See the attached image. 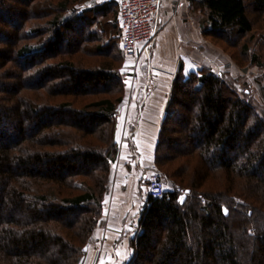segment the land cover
<instances>
[{
  "label": "trees",
  "instance_id": "trees-1",
  "mask_svg": "<svg viewBox=\"0 0 264 264\" xmlns=\"http://www.w3.org/2000/svg\"><path fill=\"white\" fill-rule=\"evenodd\" d=\"M191 1L225 43L253 30L244 0ZM71 2L0 0V264H81L104 212L124 53L114 2ZM184 71L155 150L173 188L147 197L124 264H264V108L228 74Z\"/></svg>",
  "mask_w": 264,
  "mask_h": 264
},
{
  "label": "crops",
  "instance_id": "crops-1",
  "mask_svg": "<svg viewBox=\"0 0 264 264\" xmlns=\"http://www.w3.org/2000/svg\"><path fill=\"white\" fill-rule=\"evenodd\" d=\"M111 2L116 4L118 18V0H97L96 3H90L89 7ZM163 2V29L149 53H142V63H140L144 73L137 75V87L124 98L122 106L126 105L127 108L121 110V106L118 116L117 141L120 142L119 137L123 136L124 130L133 129L136 147L139 149L135 153H124L122 148L119 158L123 153L124 158L121 161L122 168L116 172L117 187L110 193L112 201L110 209L106 208L104 213L105 222L94 233L95 243L100 246L93 248L91 257H89L90 264H124L132 255L133 251L129 246V241L139 231L140 214L147 198L139 195V189L134 183L127 190H122V186L128 180L131 184L130 178L134 176L128 175L134 170V165L139 166L137 180L144 178L145 167L154 158L159 131L166 114L167 101L179 64L183 63L185 70H188V56L184 52L188 48V34L194 37L199 36L197 28L188 32V21H182L188 18L187 0H164ZM147 59L150 62H147ZM196 70L198 69H192L190 72ZM186 71L184 72L188 74ZM146 153L150 160L144 157ZM118 161L119 159L115 164ZM119 184L123 185L119 187ZM130 197L133 198V202L130 201ZM139 200H143V205L134 213L135 207L139 206L135 201ZM124 201L127 203H122Z\"/></svg>",
  "mask_w": 264,
  "mask_h": 264
},
{
  "label": "rangeland",
  "instance_id": "rangeland-1",
  "mask_svg": "<svg viewBox=\"0 0 264 264\" xmlns=\"http://www.w3.org/2000/svg\"><path fill=\"white\" fill-rule=\"evenodd\" d=\"M96 1L97 0H88V1L72 0L69 6L73 7L76 5L78 9H83V8L89 7L90 3L92 4L96 3ZM187 1H188V9H187L188 18L182 19V21L183 22L188 21V32L190 30L193 31L194 28H197L199 36L194 37V36H189L188 34V48L186 49L187 51L184 50V52L188 56V70L187 71L185 70V71L189 74L190 70L192 69H200L206 66L210 70L215 72L216 74H220V73L228 74L232 79H235L241 85L243 84V86L249 87L251 90L252 100L256 103L258 107L264 108V97L262 94L263 93L262 91L264 88V10L262 11L256 10L253 5L254 0H244L248 7L247 8L248 15L253 22V30L252 32L246 34L245 36L239 37V39L235 41V44L232 42L230 45L228 43H225L223 40L219 39L216 35H213V34L210 35L209 33L207 34L205 32L209 28V25L206 22V14H205L204 9L198 3H194L191 0H187ZM100 20L105 21L106 23L110 25L111 24L113 25V23L114 24L116 23L115 22L116 20H114L113 13H110L107 18L100 17ZM115 30L116 28H114V31ZM107 31L108 33L109 31L113 33V31H111L110 29ZM111 36L118 38L119 35L118 33H113ZM253 55H257L258 57L257 61L252 59ZM124 56L123 58H121V60H119L116 67H120V71L126 75V87H125V92H124V96L126 98L128 94H130L133 91V89L137 87V84H136L137 75L139 74L142 75L144 73V70L141 68V63H142L141 58L139 60V62H141L139 63L140 66H138V68L136 69L135 67H136L137 62H135L134 60L130 58L124 57ZM91 60L92 61H89V63H98V61H101L99 57H93V59ZM146 61L150 62L149 59H147ZM121 106H122V103L119 105L118 116L120 114ZM126 108L127 106L124 105L121 107V110L122 109L126 110ZM117 128H118V122H117ZM116 134H117V129H116ZM134 134L135 132L133 129L131 130L127 129L123 131L122 133L123 136L121 138L119 137L120 142L117 141V137H116V141L119 147L118 156H117L116 161L118 159L119 161L117 164H115L116 163L115 161L112 166L113 171H112V176H111L108 192L105 198L104 212L99 222V225L96 227L95 231L98 229V227H102V224H104L105 222L104 213L106 212V208L110 209V202L112 201L110 193H112L111 191L115 187H117L116 179H115L116 172H118V170L122 168L121 161L124 158V153L126 152L135 153L139 149L136 147L137 145L134 139ZM127 135L129 136V140H130L129 142H128ZM122 148L124 149L125 152L124 153L122 152L123 154L121 155L122 157L121 159V157L119 158V156H120L121 151L123 150ZM155 150H156V147H155ZM144 155H145L144 157L147 160H150V158H148V153ZM150 164H155L158 167L161 173L162 179L165 181V187L167 191L171 190L173 188L172 183L166 178H164L160 170V167L155 162V151H154V158L153 160L149 162L148 165ZM148 165H146L145 167L146 170H147ZM133 167H135L134 170H132V166H130L132 173L128 175V176H131V175L134 176V177L131 176L133 178H130L131 184L129 183V180H128L124 182V185L119 184L120 185L119 187L123 185L122 190H127V188L129 187L131 188L133 186L132 184L134 183L139 189V195H141L144 198L145 197L147 198L148 194H147V190L145 186L143 185V181L140 179L137 180V177L139 176L137 173V169H139L138 168L139 166L137 167V165L136 166L134 165ZM146 170H144V173L145 172L147 173ZM132 199L133 198L130 197L131 202H133ZM135 202L139 206L135 207V210H133L134 213H136L139 209H141L143 205L142 203L143 200H139ZM122 203H127V201H124ZM94 233L87 246V252L81 264H90L89 257H91L90 255H91L93 248H97L100 246L99 244L96 245L95 243Z\"/></svg>",
  "mask_w": 264,
  "mask_h": 264
},
{
  "label": "built area",
  "instance_id": "built-area-1",
  "mask_svg": "<svg viewBox=\"0 0 264 264\" xmlns=\"http://www.w3.org/2000/svg\"><path fill=\"white\" fill-rule=\"evenodd\" d=\"M163 1L118 0L119 47L125 57L137 62L136 69L140 66L142 53H149L164 26ZM142 181L148 196L162 197L167 191L155 164L148 165Z\"/></svg>",
  "mask_w": 264,
  "mask_h": 264
},
{
  "label": "water",
  "instance_id": "water-1",
  "mask_svg": "<svg viewBox=\"0 0 264 264\" xmlns=\"http://www.w3.org/2000/svg\"><path fill=\"white\" fill-rule=\"evenodd\" d=\"M185 198H186V195H184V196L182 197L181 202H184V201H185Z\"/></svg>",
  "mask_w": 264,
  "mask_h": 264
}]
</instances>
